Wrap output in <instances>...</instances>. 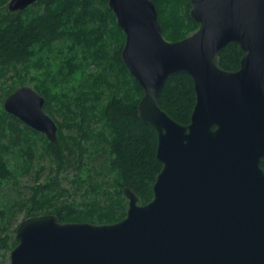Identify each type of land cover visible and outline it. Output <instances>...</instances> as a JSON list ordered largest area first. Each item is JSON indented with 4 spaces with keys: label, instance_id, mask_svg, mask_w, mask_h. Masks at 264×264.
Listing matches in <instances>:
<instances>
[{
    "label": "water",
    "instance_id": "1",
    "mask_svg": "<svg viewBox=\"0 0 264 264\" xmlns=\"http://www.w3.org/2000/svg\"><path fill=\"white\" fill-rule=\"evenodd\" d=\"M38 0H10L22 12ZM125 35L122 62L143 95L141 122L157 138L161 169L152 199L122 189L126 216L111 224L22 220L10 264H264V0H189L195 32L164 38L152 0H108ZM228 44L240 47L236 71L220 67ZM193 81L195 102L181 124L159 106L173 75ZM29 86L9 94L4 111L49 142L57 125Z\"/></svg>",
    "mask_w": 264,
    "mask_h": 264
},
{
    "label": "trees",
    "instance_id": "2",
    "mask_svg": "<svg viewBox=\"0 0 264 264\" xmlns=\"http://www.w3.org/2000/svg\"><path fill=\"white\" fill-rule=\"evenodd\" d=\"M6 1L0 0V90L7 79L13 84V77L19 79L18 85L4 91L6 98L31 81L33 89L45 99L44 111L49 114L53 110L65 111L72 119L70 123H56L57 140L51 143L1 109L0 183L15 177L7 155L21 144L26 147L23 157L33 159L32 150L40 141L58 174L64 164L72 160L81 162L86 154L91 155L90 146L95 141L104 147L113 176L109 183L113 192H102L108 203L100 202L99 185H89L85 194L93 195L91 202L62 204L52 214L60 222L111 224L122 220L127 208L122 189L130 188L140 204H146L153 197L152 186L161 164L156 159V133L137 114L143 91L122 62L120 53L125 35L108 7V0H38L15 13L2 6ZM152 1L165 39L178 41L197 30L198 24L189 17V0ZM241 56L239 46L228 44L220 54L219 65L224 70L236 71ZM92 66L99 72L84 79ZM77 74L82 80L68 94L64 85L72 86ZM104 88L110 94L100 103ZM158 102L171 118L187 124L195 102L191 77L184 73L169 77ZM96 105L100 107L98 121L102 123L99 132L91 129ZM65 130H74L75 136L66 135ZM28 159L25 158L26 163ZM261 167L264 169V158ZM56 179L57 176L50 178L35 189L31 198L33 207L26 218L39 216L37 211L62 193ZM7 212L0 205V223L7 219ZM16 244L14 237L0 238V249L12 250Z\"/></svg>",
    "mask_w": 264,
    "mask_h": 264
},
{
    "label": "rangeland",
    "instance_id": "3",
    "mask_svg": "<svg viewBox=\"0 0 264 264\" xmlns=\"http://www.w3.org/2000/svg\"><path fill=\"white\" fill-rule=\"evenodd\" d=\"M9 1L10 0H7L6 3L2 4V6L7 7ZM55 69L56 67L52 70ZM98 72V68L92 66L87 70V73L84 75V79L86 78L88 80L89 74L94 73L95 75ZM13 80L15 82L14 84L11 79H7L0 90V110L3 109V103L5 100L4 91L6 89L8 90L10 86L18 85L19 79L13 77ZM81 80V75L77 74L72 86H69V84L64 85V87H66V91H69L68 94L70 93L71 88L77 87L78 82ZM33 84V82L29 81L24 86H29L33 89ZM109 94V90L105 88L102 89L100 103H104ZM54 107L56 108L57 105H54ZM99 108L100 107L98 106L93 111L94 118L91 122V129L94 132L102 130V123L98 121ZM45 113L50 116L55 123H60L62 121L70 123V120L72 119V116L65 111L53 110L50 114L48 111H45ZM64 133L72 137L75 136L74 130H65ZM6 140L7 139L4 141ZM90 147L93 151L91 155L86 154L81 162L72 160L70 163L64 164L62 170H60L58 174L56 172V165L53 163L51 158L43 152L42 143L40 141H37V145L32 150L34 152V155L32 154V157L34 156L33 159H30L27 155L23 157L24 155L22 154L26 151V147H24L23 144L15 149H12V151L7 155V158L14 170L13 172L15 177L9 182L0 183V205L8 209L7 219L3 224L0 223V238H4L5 235H8L10 237H14L15 239L17 226L26 218V214L31 207H33L31 198L33 193H35V189L39 188V186L45 185L50 178H55V176H57L56 180L59 185L58 187L62 193L58 196L56 195L55 200H53L50 204H47L43 208L39 209L36 215L52 214L55 208L70 202H75L79 205H81V203L91 202L93 200V195L85 194L89 185H99L100 188L98 189L100 194L98 196L100 202L105 204L108 203L104 200L102 192L106 191L111 193L114 189L111 185H109L113 176L108 169L107 153L104 151L102 144H96L95 141ZM25 158H29L28 163L25 162ZM103 203L100 204L102 205ZM3 226L6 227V230H3ZM10 252L11 250L8 248L0 249V264H10Z\"/></svg>",
    "mask_w": 264,
    "mask_h": 264
}]
</instances>
